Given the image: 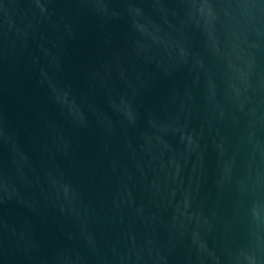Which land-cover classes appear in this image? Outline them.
<instances>
[{
  "label": "water",
  "instance_id": "obj_1",
  "mask_svg": "<svg viewBox=\"0 0 264 264\" xmlns=\"http://www.w3.org/2000/svg\"><path fill=\"white\" fill-rule=\"evenodd\" d=\"M0 264H264V0H0Z\"/></svg>",
  "mask_w": 264,
  "mask_h": 264
}]
</instances>
